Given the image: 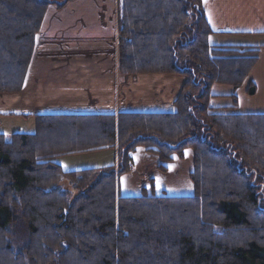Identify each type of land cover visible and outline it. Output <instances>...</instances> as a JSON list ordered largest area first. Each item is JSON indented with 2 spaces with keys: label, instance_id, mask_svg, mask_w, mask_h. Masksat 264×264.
I'll return each instance as SVG.
<instances>
[{
  "label": "trees",
  "instance_id": "16d2710c",
  "mask_svg": "<svg viewBox=\"0 0 264 264\" xmlns=\"http://www.w3.org/2000/svg\"><path fill=\"white\" fill-rule=\"evenodd\" d=\"M69 1L0 0V94L23 90L50 5ZM212 35L201 0L118 1L119 75L185 76L176 110L35 115L34 132L0 133V264H264V114L211 100L215 85L255 94L259 51ZM139 149L164 173L191 150L193 193L120 194ZM105 150L110 166L60 163Z\"/></svg>",
  "mask_w": 264,
  "mask_h": 264
},
{
  "label": "crops",
  "instance_id": "0c3cea01",
  "mask_svg": "<svg viewBox=\"0 0 264 264\" xmlns=\"http://www.w3.org/2000/svg\"><path fill=\"white\" fill-rule=\"evenodd\" d=\"M118 1L71 0L62 9L50 6L37 37L23 90L6 95L9 100L2 102L7 111L19 109L16 113L27 120L44 114L174 112L185 76L164 73L119 75ZM201 1L213 31V44L246 46L259 51L258 62L249 76L255 84V94L250 96L247 86L234 90L221 85L211 90L216 95L211 98L212 105H229L227 94H234L238 112L264 114V99H260L264 93L261 81H264V0ZM52 7L57 11L50 15ZM150 155L145 149H139L133 156L131 174L138 182L149 168L140 163L139 158ZM154 161L157 168L159 160ZM131 174L123 177L127 179V191L135 187L128 182ZM122 183L120 178V194ZM138 188L134 194L125 191L122 195H138ZM147 188L150 187H141L144 192Z\"/></svg>",
  "mask_w": 264,
  "mask_h": 264
},
{
  "label": "rangeland",
  "instance_id": "374dc122",
  "mask_svg": "<svg viewBox=\"0 0 264 264\" xmlns=\"http://www.w3.org/2000/svg\"><path fill=\"white\" fill-rule=\"evenodd\" d=\"M52 5L54 4H51L50 6ZM58 9H62V8H58ZM56 11L57 10L54 7H52L50 15H52ZM261 81L264 83L263 79ZM214 87L215 89H217L218 87H221V85H215L213 86V88ZM225 87L229 89V86H225ZM9 94H15V93H4L2 96H0L1 97L0 98V132L6 134L7 136L13 133H17V132L19 133L34 132L36 128L34 118H30L27 120V117L20 116L16 113V112H19V109H15V112H9L7 111V107L3 105L2 103L3 101L9 100V99H6V97H9L6 95H9ZM260 99H264V93L261 94ZM63 136L66 138H69L68 129L64 130ZM111 151L110 150L105 151V152L95 151V152H90V153H86L82 155L64 156V157H61L62 160L60 163H61L63 170L65 171H76L79 169L94 168V167L102 168V167L110 166L115 163L116 154L114 150H111ZM148 154H151V153H148ZM152 155L153 154H151L150 156L144 159L139 158L140 163L146 164V166H148L149 168L146 170V174H143L141 176L142 180L139 179V182L135 175L132 176L131 174L133 172L132 171L130 173L131 174L130 179L128 180V182L131 183V186H135V187L137 186L136 188H138L139 186L143 187L145 185H148L150 188H147L146 190L144 189L147 194L154 193V194H167L170 196H188L193 193V184L189 178V173H190V170L192 168V163H193V153L191 150L186 151L185 156L182 160H176V161L174 160L173 162H170L167 165L169 170L166 173L159 171L155 167L154 160L157 157L155 155L153 156ZM137 168H138V164L135 167V169ZM181 173L182 175L180 176ZM147 174L149 177L147 176ZM123 177H121L123 183H122L120 190L122 191L121 194H126L125 191L127 190L125 189L127 188L126 186L127 179ZM152 178H154L155 180V186L157 185L156 188H151ZM135 187H132V189L127 192H129L130 194H134L135 192H137ZM141 187L138 188L139 189L138 195L136 196H140L144 194V191H142ZM118 188H119V185H118ZM117 191L119 192L118 189ZM37 203L39 202L37 201ZM26 240H24L23 242H26ZM37 241L38 239L37 240L32 239L31 243L34 249L37 248ZM15 256H16V252H15ZM31 257H33L34 260H36L35 255H31ZM3 258L6 259L7 261H10L9 260L10 258L8 256L1 257V260Z\"/></svg>",
  "mask_w": 264,
  "mask_h": 264
},
{
  "label": "water",
  "instance_id": "95a60500",
  "mask_svg": "<svg viewBox=\"0 0 264 264\" xmlns=\"http://www.w3.org/2000/svg\"><path fill=\"white\" fill-rule=\"evenodd\" d=\"M62 184L65 186V190H66V191H69V192L72 193L73 198H75V197L79 194V191H78L77 189L73 188V187L68 183L67 180H64V181L62 182Z\"/></svg>",
  "mask_w": 264,
  "mask_h": 264
},
{
  "label": "snow or ice",
  "instance_id": "6c2138e0",
  "mask_svg": "<svg viewBox=\"0 0 264 264\" xmlns=\"http://www.w3.org/2000/svg\"><path fill=\"white\" fill-rule=\"evenodd\" d=\"M205 2H207V0H205Z\"/></svg>",
  "mask_w": 264,
  "mask_h": 264
}]
</instances>
